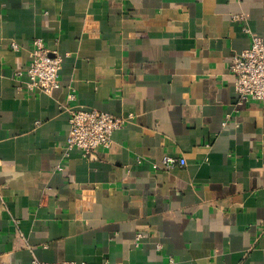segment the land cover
I'll return each instance as SVG.
<instances>
[{
  "label": "crops",
  "instance_id": "crops-1",
  "mask_svg": "<svg viewBox=\"0 0 264 264\" xmlns=\"http://www.w3.org/2000/svg\"><path fill=\"white\" fill-rule=\"evenodd\" d=\"M253 36L264 0H0V264H264V103L229 70ZM68 107L128 122L85 157Z\"/></svg>",
  "mask_w": 264,
  "mask_h": 264
},
{
  "label": "built area",
  "instance_id": "built-area-1",
  "mask_svg": "<svg viewBox=\"0 0 264 264\" xmlns=\"http://www.w3.org/2000/svg\"><path fill=\"white\" fill-rule=\"evenodd\" d=\"M18 49L16 44L12 45ZM63 57L47 48L41 39H34L30 50V60L25 68L28 77L27 87L31 91L51 94L60 85L59 74L62 69ZM229 70L234 77V88L238 105L248 101L264 103V42L253 36L250 46L233 56ZM69 100L74 95H68ZM69 128L65 148L68 151L79 150L83 156L90 157L97 149L107 148L112 142L113 133L122 128L128 118L117 117L104 111L68 107ZM164 165L180 166L185 161H175L165 157ZM138 235L137 238H140ZM33 264H76L72 261L47 263L35 260Z\"/></svg>",
  "mask_w": 264,
  "mask_h": 264
}]
</instances>
